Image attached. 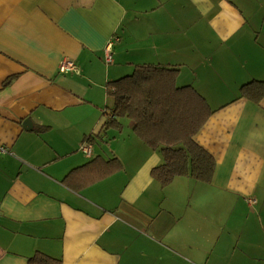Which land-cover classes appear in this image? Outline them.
Masks as SVG:
<instances>
[{
  "label": "crops",
  "instance_id": "obj_1",
  "mask_svg": "<svg viewBox=\"0 0 264 264\" xmlns=\"http://www.w3.org/2000/svg\"><path fill=\"white\" fill-rule=\"evenodd\" d=\"M65 59L79 72L60 71ZM139 64L177 69L176 85L212 109L193 137L215 160L210 182L161 185V147L128 117L104 125L107 83ZM252 80H264V0H0V264L35 252L60 264H207L199 241L223 196L264 211V96L239 97ZM95 156L122 167L80 190L62 182ZM237 231L255 245L244 256L264 264L263 228Z\"/></svg>",
  "mask_w": 264,
  "mask_h": 264
},
{
  "label": "trees",
  "instance_id": "obj_2",
  "mask_svg": "<svg viewBox=\"0 0 264 264\" xmlns=\"http://www.w3.org/2000/svg\"><path fill=\"white\" fill-rule=\"evenodd\" d=\"M177 72L166 66L139 64L131 74L108 82L107 93L113 97L114 104L104 114L107 116L104 125L119 129V118L128 117L137 136L153 149L161 147L163 161L151 171L161 185L168 184L175 176L210 182L215 160L193 137L213 111L191 85H176ZM10 81L8 78L4 84ZM263 96L264 80H252L240 86L241 98L259 103ZM121 167L116 158L95 156L71 170L62 182L80 190ZM60 263L58 258L35 252L26 264Z\"/></svg>",
  "mask_w": 264,
  "mask_h": 264
},
{
  "label": "rangeland",
  "instance_id": "obj_3",
  "mask_svg": "<svg viewBox=\"0 0 264 264\" xmlns=\"http://www.w3.org/2000/svg\"><path fill=\"white\" fill-rule=\"evenodd\" d=\"M221 201H223L222 206L218 207V211L207 214L205 231L199 241L202 252L208 255L207 264H255L243 254V252H251L255 249V245L250 244L243 235H240L237 228L245 226L246 223L251 227L254 223L264 230V211L258 213L253 205H250L249 210L242 208L240 202L234 206L230 205L225 196ZM217 239L218 252L214 245ZM191 240L198 239L191 238Z\"/></svg>",
  "mask_w": 264,
  "mask_h": 264
},
{
  "label": "built area",
  "instance_id": "obj_4",
  "mask_svg": "<svg viewBox=\"0 0 264 264\" xmlns=\"http://www.w3.org/2000/svg\"><path fill=\"white\" fill-rule=\"evenodd\" d=\"M111 45H112V41L110 40L105 47V58L107 62L111 61ZM59 70L62 72H67V71H75L77 73L79 72L77 66L71 60L68 59L63 60L60 63ZM82 150L85 153H89V147L87 146H84ZM0 152H5V148L0 146Z\"/></svg>",
  "mask_w": 264,
  "mask_h": 264
},
{
  "label": "water",
  "instance_id": "obj_5",
  "mask_svg": "<svg viewBox=\"0 0 264 264\" xmlns=\"http://www.w3.org/2000/svg\"><path fill=\"white\" fill-rule=\"evenodd\" d=\"M27 124L29 125V127H31V125H32L30 119H28V118H26V119L24 120V122H23V125H24L25 127H27V126H26Z\"/></svg>",
  "mask_w": 264,
  "mask_h": 264
}]
</instances>
